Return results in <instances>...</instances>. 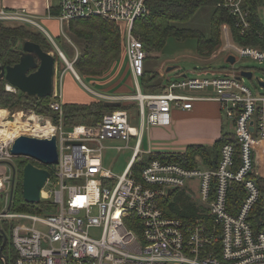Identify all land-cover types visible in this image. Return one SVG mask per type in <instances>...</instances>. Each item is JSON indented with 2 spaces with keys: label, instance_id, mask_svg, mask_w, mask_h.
Returning a JSON list of instances; mask_svg holds the SVG:
<instances>
[{
  "label": "built area",
  "instance_id": "built-area-1",
  "mask_svg": "<svg viewBox=\"0 0 264 264\" xmlns=\"http://www.w3.org/2000/svg\"><path fill=\"white\" fill-rule=\"evenodd\" d=\"M148 1L60 0L55 18L66 39L65 27L73 21L99 17L117 25L137 91L135 97L127 100L137 101L143 123L138 129L130 124L128 111H114L95 126L65 129L63 94L57 88L50 103L57 122L35 112H19L21 120L29 124L35 123L30 121L34 116L53 126L45 138H57L59 161L50 166L39 163L51 174L42 190L40 213L10 215L6 210L0 211V229L5 234L4 224L11 219L25 221L11 229L16 254L13 264H264V232H254L249 223L262 196L252 175L257 174V154L264 150V94L254 96L244 79H240L242 71L234 65L230 71L186 75L176 82L169 81L161 94L143 93L140 80L146 72L148 55L134 28L137 20L149 14ZM253 1H260V18L264 0H222L218 4L234 17L235 28L242 36L251 30ZM0 23L34 27L55 45L39 19L25 10L11 11L0 6ZM222 45L228 57L264 64V50L235 42L228 24L222 27ZM59 54L68 62L62 52ZM78 58L77 53L72 67ZM71 71L81 81L76 71ZM8 90L12 92L9 86ZM88 90L105 102L123 101ZM200 101L219 103L236 137V144L223 146L217 168L205 167L199 157L198 168L150 159L140 178H135L134 164L144 161L143 154H152L141 149L144 129L170 127L174 109L192 110L194 103ZM4 121H9L8 116ZM41 136L44 135L36 138ZM16 139L0 131V198L6 197L8 209L12 208L16 188V168L11 164L16 159L11 153ZM132 139H136L133 148ZM111 140L126 143L116 147L118 150L133 151L121 176L103 166V152L107 149L104 143ZM237 184L244 187L245 198L233 215L228 208V196ZM183 191L191 197L197 193L200 200L195 204L200 213L189 224L170 217L164 203ZM206 217L212 219L209 227ZM92 230L100 231V237H93Z\"/></svg>",
  "mask_w": 264,
  "mask_h": 264
},
{
  "label": "trees",
  "instance_id": "trees-1",
  "mask_svg": "<svg viewBox=\"0 0 264 264\" xmlns=\"http://www.w3.org/2000/svg\"><path fill=\"white\" fill-rule=\"evenodd\" d=\"M222 0H149V14L136 21L134 33L144 44L145 51L150 58L154 54L163 53L169 40H197V52L200 57L211 58L222 46V27L228 24L232 27L235 42L242 46H251L264 50V27L258 16L257 7L260 1L252 2L253 14L250 19L251 30L247 36H242L235 28L234 17L225 8L218 7ZM204 6L212 7L211 30L209 36L198 30L181 29L178 24L189 22L195 14ZM70 34L74 35L76 41L83 46L78 60L74 67L80 77L103 76L110 70L113 63L121 60L125 54L121 42L119 28L114 22L99 17L73 21L69 25ZM262 35V38L261 36ZM31 41L39 44L46 52L55 51L54 46L48 39L39 32L29 31L24 27H5L0 24V67L14 66L21 58L22 44ZM57 54V53H56ZM59 57V56H58ZM147 58V59H148ZM59 59L56 57V62ZM223 70H227L224 68ZM247 71V70H246ZM169 79L162 78L159 73L146 71L140 80L141 88L145 94L164 93L169 84ZM7 83L0 80V108L14 111H34L38 115L51 117L57 121V114L50 108L51 98L39 99L29 97L18 91L12 93L6 90ZM64 124L71 127L75 124H87L95 126L102 122L105 115L114 111L133 112L138 110V104L124 105L120 107H107L103 101H92L87 104H63ZM226 144H236V137L233 132H224L222 137L213 146L192 145L184 153H156L152 159L178 164L186 168H198V157L202 164L210 169H216L221 157V150ZM237 163L240 162L237 154ZM149 161V160H148ZM148 161L135 163L132 167L134 177L139 179L142 169ZM31 159L22 160L19 168H16V188L13 197L12 208L15 210L30 209L28 205L23 206V170ZM37 166V165H36ZM260 187L262 196L254 206L249 223L254 232H264V178L252 175ZM18 181V183H17ZM186 192H180L176 196L168 198L164 203L166 212L170 217L184 219L188 224L200 213V208L190 202ZM245 198V191L242 184H237L235 189L229 193L228 208L231 214H237ZM43 207V206H42ZM52 207V206H50ZM206 225H212V219L205 218ZM4 237L0 234V249L3 246ZM13 264L16 254L9 242L3 249L0 256V264Z\"/></svg>",
  "mask_w": 264,
  "mask_h": 264
},
{
  "label": "rangeland",
  "instance_id": "rangeland-1",
  "mask_svg": "<svg viewBox=\"0 0 264 264\" xmlns=\"http://www.w3.org/2000/svg\"><path fill=\"white\" fill-rule=\"evenodd\" d=\"M211 16H212V7L211 6H204L201 9L198 10V12L195 14V16L187 23L184 24H178L179 28L181 29H191V30H198L200 32H202L204 35L209 36L210 30H211ZM260 20L261 23L264 27V11H262L260 13ZM5 27H9L7 25L2 24ZM65 33L66 35H68V39H64V37H62V41L57 40L60 43L61 48L63 49V51L65 52V54H67L66 58L68 60V62L70 64H72L75 60V57L78 53V55L80 56L81 51L83 46L81 44H79L78 41H76V39L74 38V35L70 34V32L65 29ZM226 39V38H225ZM223 40H224V36H223ZM25 43V42H24ZM57 43V44H59ZM224 45V44H223ZM221 46L220 49L218 51H216L213 55V57L211 59L203 58L200 57L198 52H197V40L196 39H189V40H179V39H171L168 41L167 46H166V50H164L163 53H158V54H154L152 55L150 58H148L145 62V69L146 71H149L150 73L154 74V73H158L159 68L164 69L162 72V75L160 74V76L166 79L170 78V82H176L180 79V77L177 75V72L179 69L186 71L187 75L189 77H193L194 75H202L200 73H206L209 71H203L202 68H212V70H210V72L212 73H216L218 70L220 69H224L227 68L228 71L232 70V66L229 62H228V52H225L223 50L224 46ZM55 51L52 50L51 53L55 58L57 57V59H59L57 61V68L58 71L63 73L66 72V70H69L68 65L66 64V62L60 57V54L58 52V50L56 49V47L54 46ZM57 53V54H56ZM59 56V57H58ZM124 56H122V59ZM127 62L124 61V63H122V65H119L117 70L113 73L111 72V70H109L108 72H106L103 76H98V77H80L81 81L77 80V83L79 84L80 89L82 90L83 95H85L86 97H90L91 99H96L95 101H102V99L98 96H95L94 94H92L89 90L91 89L93 92H96L100 95H110V97H116V98H120L123 99L122 102L124 105H134V104H138L137 101H133V100H127V98H132L135 97L137 95V91L135 88V80L133 79L132 75H127V69L125 67ZM165 67L168 68H174L173 71L169 72V75L167 73V71L165 70ZM234 68L239 69L241 71L243 70H247L249 72L253 73V78L252 79H248V78H244L243 82L244 84L252 91V93L254 94V96L257 95H262L264 94V90L261 88V86L259 85V81H263L264 82V64L259 63L258 61L255 60H251V59H239L236 61V63L234 64ZM75 69V67H74ZM76 71V69H75ZM113 71V70H112ZM71 72V71H70ZM116 72H118L116 74ZM77 73V71H76ZM78 74V73H77ZM116 74V75H115ZM79 75V74H78ZM211 74L208 73V76H210ZM132 76V77H131ZM118 86V87H117ZM128 87V90L130 91L129 93H126L124 95H119L124 87ZM110 90L108 91L109 94L105 93V90ZM6 90H8V86H6ZM11 92V91H9ZM17 91H15L14 89H12V93H16ZM76 97V96H75ZM82 99V96H80ZM83 102H85V99H82ZM91 103V102H89ZM22 112L24 111L27 114H30L31 112H33L32 114H34V111H25V110H21ZM21 111H14L11 112L8 109H3L0 108V123H5L6 121H4V118L6 116H8L9 118V122H15V121H22L21 119H19L18 117L21 118L22 115L19 114V112ZM137 112V110L130 112L131 114H134V116H130L131 118V125L135 126L137 128L141 127V121L138 117H135V113ZM37 114V113H36ZM14 115L15 118H14ZM64 117L65 115H63V124L64 122ZM51 118V117H49ZM58 118V117H57ZM23 119H26V117H23ZM55 122V121H54ZM57 122V121H56ZM54 125H58V123H54ZM78 125H87V124H75L72 126H78ZM64 128L65 129H71V127H66L64 124ZM21 131V132H20ZM19 131V135H17V138L20 136H28V137H37L40 135H43V133H34L36 132L35 130H31V131H24V130H20ZM225 131L226 132H233V129L231 127V123L230 120L225 118ZM145 133H148L149 131L146 129V131H144ZM42 138L39 139H46L45 135L41 136ZM147 139V138H146ZM135 142L136 139H132L130 142V147H134L135 146ZM104 146H106V150L103 152V166L106 170L111 171L113 174H115L116 176H121L125 173L127 166L133 156V151L132 149H121L118 150L116 147H124L126 146V143L122 142V141H106L104 143ZM142 158L144 161H148L150 160L151 156L150 155H142ZM26 158L24 157H18L16 159L13 160V162L11 163L15 168H19V164L20 162L23 160H25ZM257 160V159H256ZM33 164L40 166L39 163L33 161ZM257 176H259L260 178H264V176H261L260 173L257 174ZM18 183V181H17ZM188 198H190V202L194 203V204H199L200 200L198 198V194L195 193L193 197L188 196ZM21 204H23V206H30L33 208L25 209V210H15L14 208L8 209L6 207V197L5 198H0V211H4L6 210L8 212V214L10 215H14V214H37L40 213L41 209H42V204L38 203V204H29L27 203L25 200H23L21 202ZM196 204V205H197ZM25 221L23 219H11L10 223H6L4 224V228L6 230V236L8 238V242H9V247H12V233H11V229L12 227L20 224V223H24ZM91 235L95 238H99L101 233L100 231L97 230H92L91 231Z\"/></svg>",
  "mask_w": 264,
  "mask_h": 264
},
{
  "label": "crops",
  "instance_id": "crops-1",
  "mask_svg": "<svg viewBox=\"0 0 264 264\" xmlns=\"http://www.w3.org/2000/svg\"><path fill=\"white\" fill-rule=\"evenodd\" d=\"M59 3L60 0H0L1 7L11 11L25 10L29 14L37 17L39 19V23L50 33V36L55 42V45H53L56 47L58 52H62L66 57L67 54H65L60 46V43L57 41H62V37H64L60 28V23L55 18L59 13ZM49 16H52V18H49ZM9 27H24L29 31L38 32L34 27L22 26L21 24H12V26ZM65 29L69 31V27H65ZM66 36L68 39V35ZM123 58L124 59L121 58V60L113 63L110 68V70H113H111V72L114 73L118 66L122 65L125 61L127 62L125 65L128 72L127 75H132L126 54H124ZM168 69L165 67L166 71ZM69 70L71 71V69ZM163 70L164 69L159 68L158 73L162 75ZM202 70L210 72L212 68L207 67L202 68ZM70 71L66 70V72L61 73L58 71L56 64L54 89L57 88L62 91V103L87 104L95 101L96 99H91L90 97L83 95L82 90L77 83V77L72 71ZM117 73L118 72H116V74ZM177 75L179 77H184L187 75V72L179 69ZM108 91L110 90H105V93L109 94ZM129 92L128 87L125 86L119 95H124ZM80 96H82V99H85L86 101L83 102ZM117 103L122 104V102ZM130 116L132 117L134 114L130 113ZM135 117L139 118L138 110L135 113ZM225 118L226 117L221 105L212 101L195 102L192 110L185 111L181 109H174L172 114V125L170 127H146L144 129V131L147 129L149 132H144L141 149L145 153H152L151 155H145L153 156L156 153H184L187 148L192 145L207 147L213 146L225 132ZM140 121L143 123L141 119ZM255 168L257 174L260 173L261 176H264V150L257 154Z\"/></svg>",
  "mask_w": 264,
  "mask_h": 264
},
{
  "label": "water",
  "instance_id": "water-1",
  "mask_svg": "<svg viewBox=\"0 0 264 264\" xmlns=\"http://www.w3.org/2000/svg\"><path fill=\"white\" fill-rule=\"evenodd\" d=\"M236 61L234 56L228 57V62L231 65H234ZM56 64V58L51 53L44 51L37 43L26 41L22 44L19 63L14 66L0 67V80H5L9 87L29 97L49 98L54 91ZM66 64L69 69L75 71L69 62H66ZM173 70L174 68H169L167 72ZM244 78L252 79L253 73L246 70L242 71L240 79ZM259 85L264 90V82L259 81ZM105 106L120 107L121 103L106 102ZM11 153L16 158L24 157L44 166L54 165L59 161L57 138L55 136L51 139L20 136L15 140ZM50 177L51 174L47 169L40 168L33 163L27 164L23 170L24 200L29 204L40 203L42 190ZM0 233L4 237V243L0 249V256H2L8 238L2 229H0Z\"/></svg>",
  "mask_w": 264,
  "mask_h": 264
},
{
  "label": "bare ground",
  "instance_id": "bare-ground-1",
  "mask_svg": "<svg viewBox=\"0 0 264 264\" xmlns=\"http://www.w3.org/2000/svg\"><path fill=\"white\" fill-rule=\"evenodd\" d=\"M0 114H1V112H0ZM18 118L21 119L20 117H18ZM30 121H34L35 123L29 124L30 122H25V121H20V120L15 121V122L3 123L0 126V128H1L0 131L5 136H9L12 139V138L17 137V135H19L20 130H24L27 132L31 131V130H35L36 132H34V133H36V134L37 133H41V134L43 133V135L47 136V135H49V133L53 129V126H51L49 123H42V120L37 118V117L32 116ZM3 259H5V258L3 257ZM5 261H6V259H5Z\"/></svg>",
  "mask_w": 264,
  "mask_h": 264
}]
</instances>
